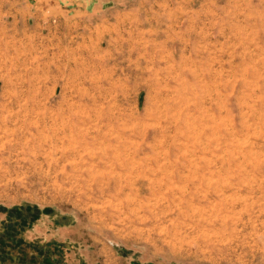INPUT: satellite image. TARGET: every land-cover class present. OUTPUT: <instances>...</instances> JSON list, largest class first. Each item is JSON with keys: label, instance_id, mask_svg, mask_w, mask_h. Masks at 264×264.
<instances>
[{"label": "rangeland", "instance_id": "374dc122", "mask_svg": "<svg viewBox=\"0 0 264 264\" xmlns=\"http://www.w3.org/2000/svg\"><path fill=\"white\" fill-rule=\"evenodd\" d=\"M8 2L0 264H264V0Z\"/></svg>", "mask_w": 264, "mask_h": 264}, {"label": "crops", "instance_id": "0c3cea01", "mask_svg": "<svg viewBox=\"0 0 264 264\" xmlns=\"http://www.w3.org/2000/svg\"><path fill=\"white\" fill-rule=\"evenodd\" d=\"M11 9L14 7L16 8V2L14 3L13 0H8ZM27 2L29 0H25V3L23 5V8L27 10V13L29 10H33V12L29 15H32L35 19L39 22H44L47 20L48 15L52 13V9L59 13L58 8L55 6V0H31V5H29ZM75 2V8L73 9L74 14L80 13L83 16H87L90 11V5H93L95 8L97 7L93 0H74ZM94 11V9H92ZM67 11V10H66ZM69 13V11H67ZM40 24V23H39Z\"/></svg>", "mask_w": 264, "mask_h": 264}, {"label": "trees", "instance_id": "16d2710c", "mask_svg": "<svg viewBox=\"0 0 264 264\" xmlns=\"http://www.w3.org/2000/svg\"><path fill=\"white\" fill-rule=\"evenodd\" d=\"M38 249L36 248L35 251H36V254L37 255H41V252L37 251ZM20 255H21V264H36V259H32L33 257L31 256V258H28L26 257V253L22 250V252H20Z\"/></svg>", "mask_w": 264, "mask_h": 264}]
</instances>
